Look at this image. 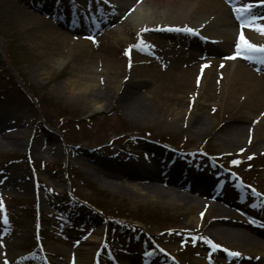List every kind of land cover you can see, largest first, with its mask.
Returning <instances> with one entry per match:
<instances>
[{
	"label": "rangeland",
	"instance_id": "1",
	"mask_svg": "<svg viewBox=\"0 0 264 264\" xmlns=\"http://www.w3.org/2000/svg\"><path fill=\"white\" fill-rule=\"evenodd\" d=\"M137 2L141 5L143 0ZM123 3L0 0V120L5 127L1 115L18 121L30 134L22 149L6 151L0 144V172L21 180L17 188L0 189V228L6 235L0 239V264H70L86 244L95 252L87 264H153L155 257L164 264H211L209 255L220 264H231L206 242L212 240L209 214L198 225L188 223L181 209L135 195L140 181L127 174L129 167L112 175L113 159L142 164L152 144L192 161L210 160L251 191L258 201L255 206L264 205V153L221 148L216 130L226 123L235 125L238 119L223 107L188 101L182 93L173 96L157 78H142L146 73L138 71L117 77L123 87L113 100L104 98L108 88L106 77H101L95 98L105 99L106 107L99 112L87 103L93 92L88 100L70 93L67 82L86 74L85 62L74 51L79 42L86 43L82 47L86 54L118 58L125 64L136 53L134 46L123 48L138 44L143 29L127 28L121 42L108 36L130 13L119 10ZM54 30L67 38L58 42ZM160 36L149 37L145 48L151 55L163 42L175 51L186 46L181 36L170 40ZM208 45L201 48L204 52L195 48L193 52L198 57L217 55L216 66L229 51L217 53L212 43ZM191 115L214 118L213 128L193 134L187 123ZM102 173L110 174L100 177L108 181L107 187L98 180ZM231 210L232 223H245L246 232H251L250 220L241 210ZM259 221L264 225V219Z\"/></svg>",
	"mask_w": 264,
	"mask_h": 264
},
{
	"label": "bare ground",
	"instance_id": "2",
	"mask_svg": "<svg viewBox=\"0 0 264 264\" xmlns=\"http://www.w3.org/2000/svg\"><path fill=\"white\" fill-rule=\"evenodd\" d=\"M124 1L125 3L120 4L119 10L130 13L120 21V24L114 26L108 36L114 41L121 42L127 28L143 29L139 34L138 44L130 42L128 47L123 48L125 50L134 46L136 53L131 54L125 64L118 58L106 57L102 54H99L97 58L94 53L93 55L86 54L82 48L86 43L79 42V46L74 51L78 50L75 55H78L80 61L85 62V68L82 71H85L86 74L79 80L73 78L67 82L70 93L86 96L85 100H88V96L93 92V99L88 100L87 103L93 112H99L106 107L105 99L113 100L122 91V82L117 80V77L121 74L133 76L137 71L139 74L146 73L141 77H145V79L157 78L160 84L164 85V89L170 94L172 93L173 96L182 93L188 97V101L190 99L195 102L202 100V103L210 104V107H223L224 112H227L229 116L233 114L238 116L237 124L226 123L220 126L214 134L222 149H232L237 153L250 150L256 155L264 153V78L257 76L250 67H246L242 62L227 61L224 63L221 59L215 66L216 62L210 63L209 60L201 59L193 52V48H195V52L203 50L199 46L200 41H203L204 38L207 42L215 44L214 48L217 53L232 51L233 45L236 43L237 27L230 14L227 13L228 8L220 0H145V3L143 2L141 5L137 4L138 0ZM130 2L133 5L126 6ZM116 18L113 16V20ZM203 18H205L204 21H202ZM184 28L194 29L195 33L183 31ZM145 29L147 30L145 31ZM257 31L249 32L250 38H245L257 46L264 45V32ZM53 32L59 37L58 40L56 39L58 42L68 36H63L62 33L55 30ZM162 32L165 39L168 40L183 36L188 40L193 37L199 43L192 45L193 43L189 41L187 47L175 51L169 49L168 45L166 46L167 42H163L151 55L145 48L149 43V37L160 36L154 33ZM163 36L160 37L163 38ZM200 36L203 39L200 40ZM104 37L105 35L102 36V39ZM250 53H254L259 58L258 61L253 59L251 61L253 64L264 66V63L261 62L264 52ZM225 55L222 54V56ZM122 57L124 58V55H121ZM94 60L96 61L95 66ZM150 66L157 68L158 72L154 71L155 74L151 72ZM145 70L147 72H144ZM102 76L106 77L108 90L105 93V99L100 100L95 98V91L99 87L98 82ZM159 101L161 103V100ZM167 112L168 115H171L170 110ZM4 116L1 115V118L8 127L2 126L0 120V141L3 139L0 144L2 147L6 151H10L28 146L30 134L27 130L22 128L20 122L12 121ZM173 116L176 126L179 113ZM210 120L215 122L214 118H210L208 121L206 117L201 119L200 116L191 115L187 121L190 125L189 131L195 135L209 132L214 124ZM184 122L183 117L182 125ZM9 128H13V130L9 131ZM152 145L153 147L145 153L144 161L139 162L142 164L133 162L131 159L126 160L123 157L113 159V162L109 164L112 175L129 167L131 170L127 171V174L132 179L140 181V185L134 187L135 195L144 201L162 202L181 209L186 213L188 223L198 225L200 219L209 214L212 218L211 227L208 229L211 241L221 245L218 248L219 256L225 255L224 257L230 259L232 264H264V225L261 227L250 225L248 228L251 232L248 233L245 229L247 224L232 223L230 217V207L235 206L245 209L246 217L264 219V205L262 204L261 208H256L251 204V202L257 203L251 191L244 189L233 176L224 173L208 159L205 162L192 161L157 145ZM224 152H231V150ZM0 175L2 176L0 177V189L9 188L10 185L15 186L18 184L17 182H21L20 177L15 178L14 175L6 173H0ZM104 175L110 176L108 173H102L98 178ZM217 178H224L226 183ZM98 180L103 187H107L108 181L102 178ZM13 182L15 183L13 184ZM156 182H161V185L154 184ZM212 193L217 195V201L222 205L209 199ZM195 194L199 198H196ZM241 194H243V201ZM246 198L249 202L245 200ZM242 203L245 204V208ZM2 233L0 228V236ZM225 248L239 252L241 255L231 256L224 251ZM77 252L76 264H87L93 255V250L87 244L80 247ZM157 258H154L153 264H164ZM210 262L220 264L215 259Z\"/></svg>",
	"mask_w": 264,
	"mask_h": 264
},
{
	"label": "snow or ice",
	"instance_id": "3",
	"mask_svg": "<svg viewBox=\"0 0 264 264\" xmlns=\"http://www.w3.org/2000/svg\"><path fill=\"white\" fill-rule=\"evenodd\" d=\"M257 2H261V3H264V0H257ZM252 5L249 4V5H245V8H251ZM237 11H240L239 9H237ZM147 29H145L146 31ZM175 30H180V29H175ZM257 30L258 31H261V32H264V25H261V26H257ZM183 31H186V32H193L195 33V30L194 29H191V28H184ZM137 47H139V45H137ZM236 48H237V52H236V55H241L243 54L244 52H254V51H259V52H264V45H260V46H257L253 43H250L243 35V32H241V35H240V40L239 42L237 43L236 45ZM234 58V57H232ZM248 59H252L251 56H248L247 57ZM261 62H264V57L261 58ZM232 163H238V161H232ZM206 239V238H205ZM206 242L208 244H210L212 246L213 249H218L221 247V245L217 244V243H214L213 241L211 240H206ZM225 252H228L229 255L231 256H240L241 254L239 252H235V251H230L228 249H224Z\"/></svg>",
	"mask_w": 264,
	"mask_h": 264
}]
</instances>
